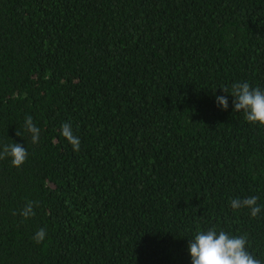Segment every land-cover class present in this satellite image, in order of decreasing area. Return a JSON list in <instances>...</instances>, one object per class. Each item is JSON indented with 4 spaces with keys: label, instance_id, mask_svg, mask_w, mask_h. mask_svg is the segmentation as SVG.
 <instances>
[{
    "label": "trees",
    "instance_id": "obj_1",
    "mask_svg": "<svg viewBox=\"0 0 264 264\" xmlns=\"http://www.w3.org/2000/svg\"><path fill=\"white\" fill-rule=\"evenodd\" d=\"M234 82L264 90V0H0V150H28L0 160V264H191L212 228L264 264V126Z\"/></svg>",
    "mask_w": 264,
    "mask_h": 264
},
{
    "label": "clouds",
    "instance_id": "obj_2",
    "mask_svg": "<svg viewBox=\"0 0 264 264\" xmlns=\"http://www.w3.org/2000/svg\"><path fill=\"white\" fill-rule=\"evenodd\" d=\"M224 93H229L227 88H221ZM233 97V111L244 113V119L249 123H258L264 126V90L253 88L248 82H234L231 85ZM216 102L222 110L229 107L228 98L216 96ZM28 134L33 145L40 140L41 129L37 127L30 115L25 116L23 131H16L18 137ZM61 135L71 144L73 151L80 150L81 140L73 130L71 123L65 122L61 125ZM10 158L13 167L20 168L28 158L27 147L19 143L5 144L0 150V160ZM258 197L234 198L230 201L231 208L236 211L240 209L250 210L252 217H256L261 212V207L257 203ZM38 202L28 201L19 211L23 219H28L35 215L34 207ZM14 215L16 213H13ZM47 231L40 228L34 235L36 243L45 240ZM247 236L230 235L215 228L207 231H197L194 238L189 240L188 250L191 255V264H262L261 260L255 258L247 250Z\"/></svg>",
    "mask_w": 264,
    "mask_h": 264
}]
</instances>
